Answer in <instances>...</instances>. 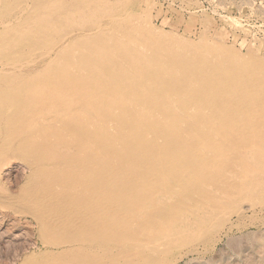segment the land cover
I'll return each instance as SVG.
<instances>
[{
    "label": "bare ground",
    "instance_id": "bare-ground-1",
    "mask_svg": "<svg viewBox=\"0 0 264 264\" xmlns=\"http://www.w3.org/2000/svg\"><path fill=\"white\" fill-rule=\"evenodd\" d=\"M138 13L0 0V165L30 169L5 202L45 248L22 264H167L153 256L214 239L234 201L264 199V57Z\"/></svg>",
    "mask_w": 264,
    "mask_h": 264
},
{
    "label": "rangeland",
    "instance_id": "rangeland-1",
    "mask_svg": "<svg viewBox=\"0 0 264 264\" xmlns=\"http://www.w3.org/2000/svg\"><path fill=\"white\" fill-rule=\"evenodd\" d=\"M131 1L136 12L147 15L151 26L159 32H168L192 42L206 36L241 55L264 57V0ZM5 21L0 18L1 24ZM40 55L37 53L35 57ZM23 163L7 160L5 165H0V264H22L25 259L45 252L34 219L17 208L7 207L5 202L19 194L27 182L30 169ZM236 201L230 206L237 205V208L227 209L226 226L215 231L214 239L209 243H185L184 249L180 245L174 251L164 250L160 255L155 254L153 259H168L167 264H264V199ZM218 220L214 219L213 225Z\"/></svg>",
    "mask_w": 264,
    "mask_h": 264
}]
</instances>
